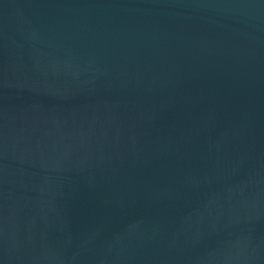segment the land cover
Wrapping results in <instances>:
<instances>
[{"label": "water", "instance_id": "1", "mask_svg": "<svg viewBox=\"0 0 264 264\" xmlns=\"http://www.w3.org/2000/svg\"><path fill=\"white\" fill-rule=\"evenodd\" d=\"M0 264H264V0H0Z\"/></svg>", "mask_w": 264, "mask_h": 264}]
</instances>
